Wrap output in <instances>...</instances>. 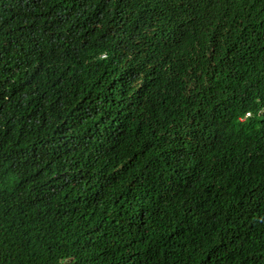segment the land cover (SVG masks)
<instances>
[{"label":"trees","instance_id":"1","mask_svg":"<svg viewBox=\"0 0 264 264\" xmlns=\"http://www.w3.org/2000/svg\"><path fill=\"white\" fill-rule=\"evenodd\" d=\"M262 94L264 0H0V264H264Z\"/></svg>","mask_w":264,"mask_h":264},{"label":"clouds","instance_id":"2","mask_svg":"<svg viewBox=\"0 0 264 264\" xmlns=\"http://www.w3.org/2000/svg\"><path fill=\"white\" fill-rule=\"evenodd\" d=\"M185 6L187 7V5H185ZM247 90H248V88L246 89V92L248 93V95L251 96L252 94H250ZM254 96L262 97V96H264V94L254 95ZM254 115H256L258 117H264V97L255 100V106L253 108H251V111H246L244 113V116H242L240 118V121L244 122L247 119L252 118Z\"/></svg>","mask_w":264,"mask_h":264}]
</instances>
